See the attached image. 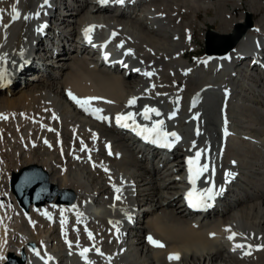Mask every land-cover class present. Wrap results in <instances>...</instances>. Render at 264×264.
Here are the masks:
<instances>
[{
    "label": "bare ground",
    "instance_id": "obj_1",
    "mask_svg": "<svg viewBox=\"0 0 264 264\" xmlns=\"http://www.w3.org/2000/svg\"><path fill=\"white\" fill-rule=\"evenodd\" d=\"M66 1L64 16L60 9L55 11L61 28L43 29L53 34L60 52L43 57L41 66L37 50L35 55L32 52L40 45H35L34 26L39 20L35 14L44 8V0H19L21 18L15 21L11 19L15 0H0L4 9L0 57H5L0 72H6L0 81V114L8 117L0 119V127L14 124L28 133L33 129L54 133L56 146L43 139L39 166L44 170L39 168L56 191L75 196L68 204L56 194L43 206L30 205L25 211L9 184L12 192L3 197L15 215L7 222L0 212V254L5 257L0 264L12 263L10 257L24 264H264L260 249L264 246V7L260 0H235L231 8L226 6L229 0H125L114 7L100 6L98 0ZM213 7L224 35L247 15L254 19L252 27L227 55H204L192 64L187 54L194 34L190 23L181 20L190 11L196 19L198 9ZM239 8L243 12L235 18ZM25 15L31 18L25 20ZM214 22L211 18L210 24ZM90 26H96L90 37L112 40L126 63H114L110 70L97 62L83 36ZM77 34L80 41L75 40ZM51 65L54 69L49 73ZM69 92L79 99H99L85 111ZM133 97L136 103L129 106ZM145 106L161 115L144 120L139 113ZM94 109L102 111L93 115ZM129 112L136 114L141 127H152L162 119L168 130L181 135L184 143L173 148L174 158L163 170L158 166L159 153L155 163H149L146 156L152 147L141 152L139 141L128 138V133L134 135L133 127L117 125L116 117ZM189 130L194 133L191 139ZM200 150H204L200 163H207L209 171L197 182L213 175L214 190L224 191L216 196L220 198L216 204L209 201L212 206L199 213L182 202L180 188L181 178L188 175V159ZM26 158V166L36 165L33 152ZM6 159L0 155L1 173L6 171ZM62 159L67 160L65 165ZM100 171L102 181L93 184ZM227 172L234 176L226 178ZM229 186L231 191L226 190ZM62 209L71 210L61 215ZM88 232L94 239L88 238ZM232 232L238 235L229 240ZM148 236L164 247H154ZM39 242L37 256L33 248ZM237 243L246 247L233 251ZM84 248L92 249L87 259L80 255ZM248 251L250 255L245 254ZM174 253H179L178 261L168 259Z\"/></svg>",
    "mask_w": 264,
    "mask_h": 264
},
{
    "label": "snow or ice",
    "instance_id": "obj_2",
    "mask_svg": "<svg viewBox=\"0 0 264 264\" xmlns=\"http://www.w3.org/2000/svg\"><path fill=\"white\" fill-rule=\"evenodd\" d=\"M98 2L101 5H107L109 3V0H98ZM112 3L117 4V5H123L125 3V0H111ZM49 3V0H44V5H47ZM19 4V0H15V3L11 6V19L13 21H15L16 19H20L21 18V14L18 11L17 5ZM44 5H41V8H43ZM4 9H0V23H2L3 21V14ZM36 17L39 16V13L35 14ZM31 17L28 15L23 16V19L27 20L30 19ZM47 25H43L41 26V28L38 29V31H43L44 27H46ZM4 27H7V25H4ZM96 26H90L89 28L85 29V37L86 39H88V42L91 43V38H90V33L94 30ZM115 35V34H114ZM119 47H123V44L119 45ZM131 52V50H128L129 54ZM5 59V57H0V60ZM105 59H107V54H105ZM136 71H139V69H137ZM144 75L146 76H151L153 75V73L151 72H145ZM6 76V72H0V81H3L4 78ZM69 96L72 100H74L81 108H83L85 111H88V106L90 105L92 100H96L99 99L97 97H89V98H85V99H79L76 96H74L71 92H69ZM137 98L133 97L128 101L129 106L135 105ZM109 103H111L109 101ZM100 111H102L101 109H94L92 114L95 115L96 113H99ZM151 114H155L156 116H160L161 112L154 108V107H148L145 106L143 111L139 113L140 116L143 117L144 120H150L151 119ZM175 116V113L173 112L171 114V116H169V119H171L172 117ZM7 116H3L2 114H0V119H7ZM53 118H56L55 116H53ZM97 119L100 120H107L108 117L105 116H100V115H96ZM129 121H131V123H129ZM116 123L117 125H119L120 127L123 128H129V127H133L134 130H137V134L142 136V138L146 141H149L151 143L157 144L160 147H165V148H172L175 143L179 142L180 140V136L177 135V133L175 132H168L166 130H164V120H157L153 122L152 127H148V126H143L141 127L140 125L136 124V114L129 112L126 115H118L116 117ZM50 131L52 129H49ZM199 130H197V135H199ZM225 135H229L227 128H225ZM95 138V137H94ZM45 143L47 144L48 142L45 141ZM51 146V145H49ZM86 146L81 147V150H85ZM193 147H195V142H193ZM204 150H200L197 151L195 154V157H190L187 161L188 163V171H189V182L192 185V189L186 194V199L188 201L189 207L192 208H207V207H211L212 205L210 203H208L211 200H214L215 197L217 195H219L220 193H222L224 191L223 188L220 189V192H216L215 189V184L211 183V180L209 179V183L211 186L209 187H205L201 190H197L196 188V182L197 180H199L203 174L205 172L209 171V165L207 163L205 164H201L200 163V159H201V154ZM109 154H111V152H109ZM235 163V162H233ZM105 171L107 172L108 169L105 168ZM213 173L215 171V169L213 168ZM226 178L227 177H232L234 176L233 173L231 172H227L225 173ZM115 191L117 193H120L121 189L120 188H116ZM116 200H120L121 196L117 195L115 197ZM73 208H75V206L73 205ZM71 209H62L61 210V215H63L64 211H70ZM45 216H47L48 219H51V215L47 212L44 213ZM66 219L61 221V225L63 226L66 223ZM115 227V225H114ZM227 231H230V229H226ZM118 231V229H117ZM214 235V234H213ZM238 234L235 232H232L231 235H229L227 238L229 240H234L236 238ZM243 235V234H240ZM88 238L94 239L93 234L91 232H88ZM147 240L150 244H152L154 247H158V248H162L164 247V244H162L160 241L155 240L152 236H148ZM69 243V247H71V242ZM246 246L244 244H240L237 243L234 245L233 251H235L236 249H243ZM248 249H251L252 246L251 245H247ZM260 249H264V246H260ZM258 249V250H260ZM92 249L89 248H84L82 249V251L80 252V255L82 257H84L85 259H87V253L89 251H91ZM33 251L35 252V254L37 256L40 255V253L38 251H36L35 249H33ZM95 251L100 254L101 256H103L104 254L102 252H100L99 248H95ZM246 255H250L251 252L248 251L245 253ZM5 259V257L0 254V260ZM169 260H179L180 259V255L179 253H174V254H170L168 257Z\"/></svg>",
    "mask_w": 264,
    "mask_h": 264
},
{
    "label": "rangeland",
    "instance_id": "obj_3",
    "mask_svg": "<svg viewBox=\"0 0 264 264\" xmlns=\"http://www.w3.org/2000/svg\"><path fill=\"white\" fill-rule=\"evenodd\" d=\"M244 1H246V0H244ZM234 2H235V0H229V2L226 3L227 8H231L232 5L234 4ZM260 2H261L262 7H264V0H260ZM214 6H216V4H214ZM243 7L245 8V5H243ZM215 9H216V7L215 8L214 7L213 8H209L207 10L204 9V8L198 9L197 10V18L196 19L194 18L195 12L193 13V11H190L188 13V15L186 16V18L181 20L183 22L185 20H187L190 23L188 28L190 30H192V33L194 34V39L192 41L193 42V46L190 48V51L187 54V58L192 62V64H195L197 62V60H199V58L204 56V53H205V34H206V32L208 30L212 29V30L217 31L220 34H223V33H221V26H220L219 21L217 20V14H216V10ZM242 12H243L242 8L237 9L234 12V17L235 18H239ZM259 15L260 14L257 13V16H259ZM211 18L215 19V22L213 24H210V19ZM251 20L253 22L254 19H251ZM243 23H244V21L242 22V24ZM236 26H238V25H236ZM235 27L233 28V30L235 29ZM232 31L229 34H227V35H230L232 33ZM165 61H166V59H165ZM52 69H54V66L51 65V66L48 67L47 72L52 73L53 72ZM170 74H169V78H168V75H167V79L168 80H171L170 77L173 76L172 72ZM13 126H14V124H9V125H6V126L4 125L3 126L4 129H3V127L2 128L0 127V155L2 156V159L3 158L4 159L7 158L6 161H5L6 164H7L6 171L5 172L3 171L1 173L2 170H0V212L2 214L4 213L3 215L5 216V220H7V222L14 221V215H15V212L8 208L9 205L4 200V197H3L8 192V190L11 191V189L9 188V184H10V179H11L12 173L19 172L23 168L28 167V166L25 165V161L27 160L26 154L28 152H30V151L33 152V156H34L35 162H36V165H32V166L41 167V166H39L40 165L39 163L41 161L40 152L43 151V149H44V146H43V141H44L43 139L44 138L52 140V143L54 144V146L57 145L56 144V140L57 139L55 138V134L52 133V132L39 131V130L33 129L30 133H28L27 129L24 128V127H21V128L17 129L16 126H14V127ZM44 134H45V136H44ZM50 136H52V137H50ZM32 137L34 139H36V140H34ZM37 141H38L39 144L37 143ZM15 153H18V155L16 154L17 155L16 156L17 160L14 158ZM68 158L70 159L69 156L67 157V160H68ZM62 160L63 161L61 162V165H65L67 160H65V159H62ZM65 169H66V167L63 166L62 167V171H65ZM158 171H160V170H158ZM102 179H103V173L100 171V172L96 173L93 176L92 182H93V184H96L97 182L102 181ZM46 205H48V204H46ZM5 212L6 213L8 212V216H7V214ZM24 222H22V224ZM26 224H28V223L25 222L23 224V226L25 228L29 229L28 225L25 226ZM60 243H59V245H60ZM36 245L37 246H35L33 249L39 248L42 245V243L39 242Z\"/></svg>",
    "mask_w": 264,
    "mask_h": 264
},
{
    "label": "water",
    "instance_id": "obj_4",
    "mask_svg": "<svg viewBox=\"0 0 264 264\" xmlns=\"http://www.w3.org/2000/svg\"><path fill=\"white\" fill-rule=\"evenodd\" d=\"M252 27V20L249 15L245 17L244 24L235 27L230 35H223L215 30H208L205 36V53L211 55H226L231 51L238 41ZM10 186L16 195L20 206L27 211L30 205L35 207L43 206L56 194L62 201L70 204L75 196L70 192H58L55 187L48 183L46 173L39 167L31 166L19 172L12 173ZM10 264H24L23 260L10 257ZM9 263V262H8Z\"/></svg>",
    "mask_w": 264,
    "mask_h": 264
}]
</instances>
